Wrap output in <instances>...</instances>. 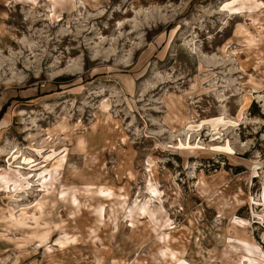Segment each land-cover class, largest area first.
<instances>
[{
	"label": "rangeland",
	"instance_id": "1",
	"mask_svg": "<svg viewBox=\"0 0 264 264\" xmlns=\"http://www.w3.org/2000/svg\"><path fill=\"white\" fill-rule=\"evenodd\" d=\"M34 1L0 0V264H264V0Z\"/></svg>",
	"mask_w": 264,
	"mask_h": 264
},
{
	"label": "bare ground",
	"instance_id": "2",
	"mask_svg": "<svg viewBox=\"0 0 264 264\" xmlns=\"http://www.w3.org/2000/svg\"><path fill=\"white\" fill-rule=\"evenodd\" d=\"M34 2H35L34 0H15V3L30 4V5H32ZM24 160L26 161L27 158H24ZM58 162H59V160H58ZM55 166H58V163H55ZM40 173L41 172H39L38 174H40ZM4 180H5L4 183L7 184L11 179L10 178H7V179L5 178ZM14 183H15V181H14ZM96 192H100V193L109 195L110 192H111V188L108 187V186L100 185V186L97 187ZM98 209L100 211L101 207L99 206ZM140 209L144 210L143 207H141ZM182 262L183 261H180L179 264H183ZM249 263L252 264L253 262L249 261Z\"/></svg>",
	"mask_w": 264,
	"mask_h": 264
},
{
	"label": "trees",
	"instance_id": "3",
	"mask_svg": "<svg viewBox=\"0 0 264 264\" xmlns=\"http://www.w3.org/2000/svg\"><path fill=\"white\" fill-rule=\"evenodd\" d=\"M4 111H5V109H4V107H3V108L0 110V117L3 115Z\"/></svg>",
	"mask_w": 264,
	"mask_h": 264
}]
</instances>
